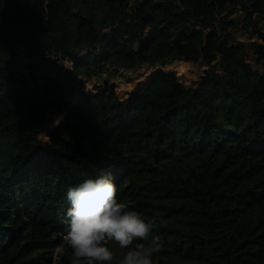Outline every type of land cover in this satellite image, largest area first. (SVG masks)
Here are the masks:
<instances>
[{
	"label": "trees",
	"instance_id": "obj_1",
	"mask_svg": "<svg viewBox=\"0 0 264 264\" xmlns=\"http://www.w3.org/2000/svg\"><path fill=\"white\" fill-rule=\"evenodd\" d=\"M172 58L208 66L196 87L160 68L109 82ZM106 173L155 220L153 264H264V0H0V264H52L68 188Z\"/></svg>",
	"mask_w": 264,
	"mask_h": 264
},
{
	"label": "clouds",
	"instance_id": "obj_2",
	"mask_svg": "<svg viewBox=\"0 0 264 264\" xmlns=\"http://www.w3.org/2000/svg\"><path fill=\"white\" fill-rule=\"evenodd\" d=\"M67 199L61 223L70 264H153V254L163 246L152 234L156 222L118 200L111 173L70 186Z\"/></svg>",
	"mask_w": 264,
	"mask_h": 264
},
{
	"label": "rangeland",
	"instance_id": "obj_3",
	"mask_svg": "<svg viewBox=\"0 0 264 264\" xmlns=\"http://www.w3.org/2000/svg\"><path fill=\"white\" fill-rule=\"evenodd\" d=\"M242 17L241 12H236L232 15V17ZM243 29H235L234 35H235V43L239 41H244L247 43L248 46V52L246 56V60L248 62H251L254 67L258 70L262 69L261 62L258 60L257 56V46L259 44V40L257 38L256 33H248V32H242ZM63 65L69 67V62L65 61L63 62ZM171 65L169 70L173 71V74H175L177 77H179L186 86L188 87H196L198 80L202 78L208 68L206 64L198 65L197 62H186L182 60H168L167 63L161 67V65H156L155 67H151L149 64L141 63L134 68H120L118 72H111L113 74V77L110 78V83L113 84L115 89L119 93H123L124 91L133 90L135 85L139 82H142L147 79L148 76H150L151 72H156L155 70H158L159 68H162L163 70H167L166 66ZM178 66V68L174 69L175 66ZM174 67V68H173ZM175 71H177L179 74H176ZM108 73L105 71H102L99 76H93L91 78H85V77H79L80 80L83 81L82 85H76V95L72 96L70 99L73 103H75L78 99V94L80 90H83L84 92L88 93L90 91H95L97 86H100L102 83V80L107 79ZM68 112L64 111L63 113H57V114H50L47 119L43 122L42 127L46 131L47 129H50L53 126L59 125V123L62 121L64 115H66ZM40 137L44 138L45 140H48V137L46 135V132H43L40 134ZM110 247L119 255L120 249L117 246ZM60 253V252H59Z\"/></svg>",
	"mask_w": 264,
	"mask_h": 264
},
{
	"label": "water",
	"instance_id": "obj_4",
	"mask_svg": "<svg viewBox=\"0 0 264 264\" xmlns=\"http://www.w3.org/2000/svg\"><path fill=\"white\" fill-rule=\"evenodd\" d=\"M242 32H244V30H242ZM172 60H182V59H179V58H172ZM182 61H183V60H182ZM197 63H198L199 66L204 64L202 59H199V61H198ZM137 65H139V64H137ZM137 65H136V66H137ZM160 69H162V68H160ZM155 71H157V70H155ZM164 71L173 74V71H172V70H164ZM152 73H154V71H153ZM152 73H151V74H152ZM151 74H150V76H151ZM65 116H66V115H64V117H63L62 121L59 123V125L53 126V127H51L50 129H47V131H48V130H54V129L58 128L60 125H62V124L64 123V121H65Z\"/></svg>",
	"mask_w": 264,
	"mask_h": 264
},
{
	"label": "built area",
	"instance_id": "obj_5",
	"mask_svg": "<svg viewBox=\"0 0 264 264\" xmlns=\"http://www.w3.org/2000/svg\"><path fill=\"white\" fill-rule=\"evenodd\" d=\"M62 238H63V234H62ZM65 248H66V246L64 245V241L62 239V242L54 250L52 264H56L57 263L59 252H61Z\"/></svg>",
	"mask_w": 264,
	"mask_h": 264
},
{
	"label": "bare ground",
	"instance_id": "obj_6",
	"mask_svg": "<svg viewBox=\"0 0 264 264\" xmlns=\"http://www.w3.org/2000/svg\"><path fill=\"white\" fill-rule=\"evenodd\" d=\"M170 66H171V65H167V66H166V69H167V70H169ZM173 68H174V67H173ZM176 68H178V66H177V65L175 66V68H174V69H176ZM176 72H177V71H175V73H176ZM151 73H152V72H151ZM176 74H179V73L177 72ZM148 77H149V76H148Z\"/></svg>",
	"mask_w": 264,
	"mask_h": 264
}]
</instances>
